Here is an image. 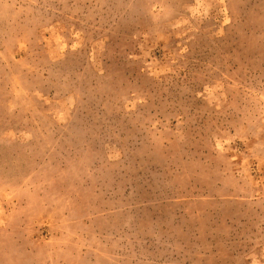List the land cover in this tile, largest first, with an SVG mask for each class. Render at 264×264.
Here are the masks:
<instances>
[{
  "label": "rangeland",
  "instance_id": "obj_1",
  "mask_svg": "<svg viewBox=\"0 0 264 264\" xmlns=\"http://www.w3.org/2000/svg\"><path fill=\"white\" fill-rule=\"evenodd\" d=\"M0 264H264V0H0Z\"/></svg>",
  "mask_w": 264,
  "mask_h": 264
}]
</instances>
